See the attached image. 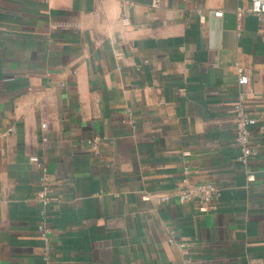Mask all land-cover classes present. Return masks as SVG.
I'll list each match as a JSON object with an SVG mask.
<instances>
[{"label": "crops", "instance_id": "1", "mask_svg": "<svg viewBox=\"0 0 264 264\" xmlns=\"http://www.w3.org/2000/svg\"><path fill=\"white\" fill-rule=\"evenodd\" d=\"M250 6L0 0V264H264V21L247 15L240 36L237 16ZM241 94L257 119L246 166ZM185 177L217 184V209L160 199Z\"/></svg>", "mask_w": 264, "mask_h": 264}, {"label": "built area", "instance_id": "2", "mask_svg": "<svg viewBox=\"0 0 264 264\" xmlns=\"http://www.w3.org/2000/svg\"><path fill=\"white\" fill-rule=\"evenodd\" d=\"M49 1V0H47ZM250 1V8L239 7L237 10L238 16V34L241 36L244 28V18L247 15H254L258 17L260 21H264V0H245ZM159 0H153V6H158ZM218 17L223 16V11L215 12ZM201 18L204 19V15L201 14ZM123 21L128 23V18L123 16ZM263 31V29H261ZM251 80L242 70L239 74V84L241 86H249ZM252 93L253 90L250 89ZM235 128H236V143L241 149V156L239 162L244 166L253 159L257 152L252 144V132L251 127L257 123V119L253 118L246 109V97L244 94L240 95L239 101L236 105L235 114ZM46 128V124L43 125ZM97 142V140L95 141ZM97 145L95 149H97ZM35 158V157H34ZM38 166L42 170V176L39 179L41 184V190L39 193L40 199L44 204L50 202L51 198V186L49 180V168L43 163L39 162ZM186 174L188 171L185 172ZM221 193V188L213 182H202L196 183L185 177L182 183L176 188L172 195H161L160 199L163 201H169L172 198H176L181 204H187L190 202L199 203L205 211H212L217 209L214 201L217 196ZM173 241V240H172ZM181 250L187 247L186 244H179Z\"/></svg>", "mask_w": 264, "mask_h": 264}]
</instances>
